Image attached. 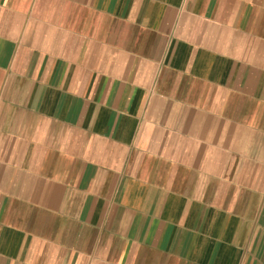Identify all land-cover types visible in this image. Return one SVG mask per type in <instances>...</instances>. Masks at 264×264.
<instances>
[{
	"label": "crops",
	"instance_id": "1",
	"mask_svg": "<svg viewBox=\"0 0 264 264\" xmlns=\"http://www.w3.org/2000/svg\"><path fill=\"white\" fill-rule=\"evenodd\" d=\"M0 264H264V0H0Z\"/></svg>",
	"mask_w": 264,
	"mask_h": 264
}]
</instances>
